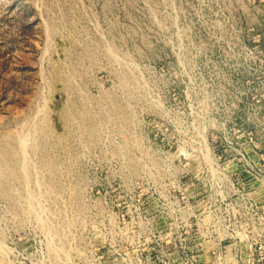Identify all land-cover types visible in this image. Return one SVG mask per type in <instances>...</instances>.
<instances>
[{
	"label": "rangeland",
	"instance_id": "rangeland-1",
	"mask_svg": "<svg viewBox=\"0 0 264 264\" xmlns=\"http://www.w3.org/2000/svg\"><path fill=\"white\" fill-rule=\"evenodd\" d=\"M0 264H264V0H0Z\"/></svg>",
	"mask_w": 264,
	"mask_h": 264
}]
</instances>
